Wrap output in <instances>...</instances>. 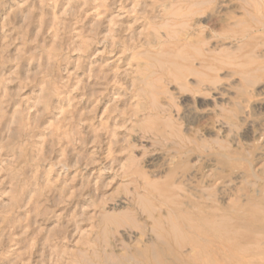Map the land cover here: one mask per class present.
Instances as JSON below:
<instances>
[{"label": "rangeland", "instance_id": "1", "mask_svg": "<svg viewBox=\"0 0 264 264\" xmlns=\"http://www.w3.org/2000/svg\"><path fill=\"white\" fill-rule=\"evenodd\" d=\"M263 210L264 0H0V264H181Z\"/></svg>", "mask_w": 264, "mask_h": 264}, {"label": "bare ground", "instance_id": "2", "mask_svg": "<svg viewBox=\"0 0 264 264\" xmlns=\"http://www.w3.org/2000/svg\"><path fill=\"white\" fill-rule=\"evenodd\" d=\"M200 205L205 210V204ZM206 215L198 213L193 217L189 227L195 234L179 236L181 245H194L199 251L195 257H188L181 252L177 256L181 264H264V228L258 226L259 222L264 221V210L253 213L246 221L242 216L243 221L238 226H227V229L214 226ZM162 220L158 218L157 222L160 224ZM242 229L247 232L244 233ZM163 234L166 241H173L169 234ZM158 249L157 245H152L133 256L140 258L142 254L150 260L159 257L163 261L168 255L167 250L162 249L158 253ZM117 262L128 264L125 260Z\"/></svg>", "mask_w": 264, "mask_h": 264}]
</instances>
